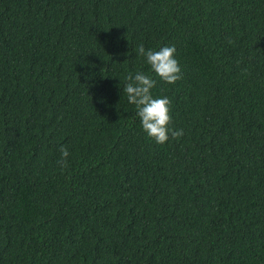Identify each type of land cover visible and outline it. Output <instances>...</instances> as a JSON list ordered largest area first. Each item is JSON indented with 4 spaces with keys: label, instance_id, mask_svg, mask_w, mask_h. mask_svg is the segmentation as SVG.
<instances>
[{
    "label": "trees",
    "instance_id": "trees-1",
    "mask_svg": "<svg viewBox=\"0 0 264 264\" xmlns=\"http://www.w3.org/2000/svg\"><path fill=\"white\" fill-rule=\"evenodd\" d=\"M139 71L180 139L143 130ZM0 264H264V0H0Z\"/></svg>",
    "mask_w": 264,
    "mask_h": 264
},
{
    "label": "clouds",
    "instance_id": "clouds-1",
    "mask_svg": "<svg viewBox=\"0 0 264 264\" xmlns=\"http://www.w3.org/2000/svg\"><path fill=\"white\" fill-rule=\"evenodd\" d=\"M139 56L145 58L150 71L167 84H175L183 78L182 68L177 59L175 45H164L159 50L148 48L143 44L138 46ZM127 83L123 89L130 104L135 105L136 114L140 118L143 130L157 144H165L170 139H180L184 135L183 129H175L173 125L171 101L168 97H154L152 90L157 85L153 76L139 71L126 77ZM61 168L67 166L70 152L61 146Z\"/></svg>",
    "mask_w": 264,
    "mask_h": 264
}]
</instances>
